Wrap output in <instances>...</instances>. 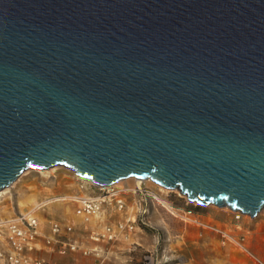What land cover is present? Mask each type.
<instances>
[{
    "label": "water",
    "instance_id": "1",
    "mask_svg": "<svg viewBox=\"0 0 264 264\" xmlns=\"http://www.w3.org/2000/svg\"><path fill=\"white\" fill-rule=\"evenodd\" d=\"M56 166L264 207V0H0V190Z\"/></svg>",
    "mask_w": 264,
    "mask_h": 264
},
{
    "label": "built area",
    "instance_id": "2",
    "mask_svg": "<svg viewBox=\"0 0 264 264\" xmlns=\"http://www.w3.org/2000/svg\"><path fill=\"white\" fill-rule=\"evenodd\" d=\"M68 171L79 191L64 198L72 203V213L84 225V235L92 245L75 237L72 221L40 217L38 210L43 205L39 203L12 217H0V264H55L52 260L55 255H80L90 258L91 264H104L112 247L128 239L137 228L149 226V216L158 208L184 226L195 228L199 236L211 233L222 246H231L255 263L263 264L247 244L241 223L243 218L249 219L248 215L229 209L233 222L222 225L203 219L194 208L196 203L185 197L182 204L169 200L168 192L180 194L149 180H140L134 187L97 186ZM147 182L150 184L145 185Z\"/></svg>",
    "mask_w": 264,
    "mask_h": 264
},
{
    "label": "rangeland",
    "instance_id": "3",
    "mask_svg": "<svg viewBox=\"0 0 264 264\" xmlns=\"http://www.w3.org/2000/svg\"><path fill=\"white\" fill-rule=\"evenodd\" d=\"M27 171L19 176L14 187L0 198V217H12L18 211L29 210L42 203L43 206L38 210L40 217L72 221L75 237L81 240V237L85 236L84 225L73 215L72 203L64 198L79 191L72 174L61 166L53 167L50 173ZM136 184L134 179H127L118 186L134 187ZM148 184L150 183H145ZM54 197L59 199H52ZM168 198L176 204L184 203L183 196L177 195L176 192H168ZM194 208L205 220H213L222 225H230L233 222L229 208L198 204ZM129 210L130 208L127 209ZM94 223L95 221L92 225ZM241 224L245 228L247 244L251 251L264 264V207L257 217L243 218ZM131 240L134 242H130ZM65 257L55 255L52 260L55 263L56 258ZM61 264L66 263L61 261ZM104 264L257 263L231 246H222L211 233L199 236L195 228L184 226L169 213L158 208L150 214L149 226L137 228L128 240H121L112 247Z\"/></svg>",
    "mask_w": 264,
    "mask_h": 264
},
{
    "label": "crops",
    "instance_id": "4",
    "mask_svg": "<svg viewBox=\"0 0 264 264\" xmlns=\"http://www.w3.org/2000/svg\"><path fill=\"white\" fill-rule=\"evenodd\" d=\"M153 222H155V221H153ZM150 224L152 225V222H150ZM81 240L88 246L92 245L91 241H89L86 238V236L81 237ZM130 242H134V241L131 240ZM61 261L65 262L66 264H90L91 263V259L90 258H84V257H81L80 255H71V256H67L65 258H59V259L56 258L55 259V263L56 264H61Z\"/></svg>",
    "mask_w": 264,
    "mask_h": 264
},
{
    "label": "bare ground",
    "instance_id": "5",
    "mask_svg": "<svg viewBox=\"0 0 264 264\" xmlns=\"http://www.w3.org/2000/svg\"><path fill=\"white\" fill-rule=\"evenodd\" d=\"M53 168H50L49 170L47 169V170H36L37 172H40V173H42V172H49L50 173V171L52 170ZM28 172V171H27ZM52 172V171H51ZM26 173V172H25ZM135 181H136V183H138L140 180H136V179H134ZM19 181V180H18ZM124 181V180H123ZM122 181H120V182H118V183H116V184H119V183H121ZM16 184V181L15 182H13L10 186H8V187H5V188H3L2 190H0V198L1 197H3V195H5L6 193H8V191L10 190V189H12L13 187H14V185ZM175 191V190H174Z\"/></svg>",
    "mask_w": 264,
    "mask_h": 264
}]
</instances>
